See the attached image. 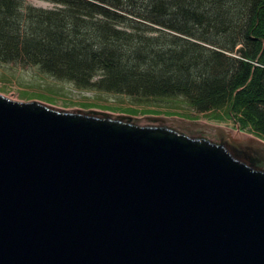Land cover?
<instances>
[{
  "label": "water",
  "instance_id": "1",
  "mask_svg": "<svg viewBox=\"0 0 264 264\" xmlns=\"http://www.w3.org/2000/svg\"><path fill=\"white\" fill-rule=\"evenodd\" d=\"M0 264H264V140L0 93Z\"/></svg>",
  "mask_w": 264,
  "mask_h": 264
},
{
  "label": "trees",
  "instance_id": "2",
  "mask_svg": "<svg viewBox=\"0 0 264 264\" xmlns=\"http://www.w3.org/2000/svg\"><path fill=\"white\" fill-rule=\"evenodd\" d=\"M41 1L53 8L0 0V63L264 140V0Z\"/></svg>",
  "mask_w": 264,
  "mask_h": 264
},
{
  "label": "rangeland",
  "instance_id": "3",
  "mask_svg": "<svg viewBox=\"0 0 264 264\" xmlns=\"http://www.w3.org/2000/svg\"><path fill=\"white\" fill-rule=\"evenodd\" d=\"M26 3L44 9L53 8V5L41 0H26ZM0 93L13 100H39L66 109L79 108L87 111L93 109L124 115H131L129 110L133 109L137 112V116L185 114L196 120L207 121V115L195 114L183 104L161 101L140 104L124 95L78 90L70 83L42 73L34 66H22L16 63H0ZM143 112L150 113L143 114ZM219 125L237 128L232 122Z\"/></svg>",
  "mask_w": 264,
  "mask_h": 264
}]
</instances>
